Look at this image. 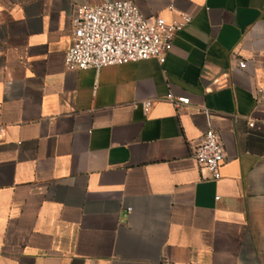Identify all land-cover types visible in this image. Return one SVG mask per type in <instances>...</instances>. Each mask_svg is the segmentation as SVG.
<instances>
[{
  "label": "crops",
  "instance_id": "0c3cea01",
  "mask_svg": "<svg viewBox=\"0 0 264 264\" xmlns=\"http://www.w3.org/2000/svg\"><path fill=\"white\" fill-rule=\"evenodd\" d=\"M113 1L0 0V264H264V0H131L184 25L166 62L66 69Z\"/></svg>",
  "mask_w": 264,
  "mask_h": 264
},
{
  "label": "built area",
  "instance_id": "2783aa9c",
  "mask_svg": "<svg viewBox=\"0 0 264 264\" xmlns=\"http://www.w3.org/2000/svg\"><path fill=\"white\" fill-rule=\"evenodd\" d=\"M69 26L71 46L65 55V66L72 71H100L151 59L164 64L173 50L176 34L184 27L179 23L167 24L162 18L146 17L131 0L81 6ZM246 67L245 61L239 62L240 69ZM259 92L264 93V85ZM168 101L176 108L190 104L189 98L169 96ZM152 105V101H145L144 111L148 112ZM249 126L254 127V123ZM193 158L209 173L211 180L222 178L221 170L226 164L225 147L214 130H207L194 143Z\"/></svg>",
  "mask_w": 264,
  "mask_h": 264
}]
</instances>
